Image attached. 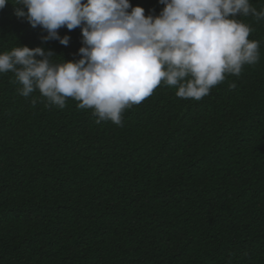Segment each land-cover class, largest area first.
I'll use <instances>...</instances> for the list:
<instances>
[{
	"label": "trees",
	"instance_id": "1",
	"mask_svg": "<svg viewBox=\"0 0 264 264\" xmlns=\"http://www.w3.org/2000/svg\"><path fill=\"white\" fill-rule=\"evenodd\" d=\"M238 19L260 42L257 63L199 101L161 83L122 126L72 98L63 109L25 98L0 75V264H264V21ZM59 34L67 46L44 42L12 4L0 10V53L80 59V28Z\"/></svg>",
	"mask_w": 264,
	"mask_h": 264
},
{
	"label": "clouds",
	"instance_id": "2",
	"mask_svg": "<svg viewBox=\"0 0 264 264\" xmlns=\"http://www.w3.org/2000/svg\"><path fill=\"white\" fill-rule=\"evenodd\" d=\"M158 15H145L130 0H0L14 15L67 46L59 29L80 28V59L55 63L51 50L19 45L0 53V75L11 72L27 98L38 91L47 106L63 109L68 98L91 109L96 123L122 126V114L151 96L161 83L182 99L201 100L259 60L260 42L238 17L264 21L250 0H158ZM236 87L235 83L229 85Z\"/></svg>",
	"mask_w": 264,
	"mask_h": 264
}]
</instances>
